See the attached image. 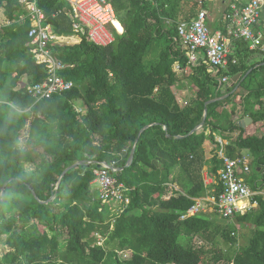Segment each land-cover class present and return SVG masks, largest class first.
<instances>
[{
	"label": "trees",
	"instance_id": "16d2710c",
	"mask_svg": "<svg viewBox=\"0 0 264 264\" xmlns=\"http://www.w3.org/2000/svg\"><path fill=\"white\" fill-rule=\"evenodd\" d=\"M110 1L117 13L113 43L99 46L80 35L76 44L48 45L67 66L58 74L74 87L36 102L26 86L43 82L47 69L26 46L31 19L20 0H0L11 22L0 28V196L9 182L0 201V244L7 248L0 264H264V195L256 194V206L244 215L217 220L212 208L187 216L196 199L221 192L215 134L236 128L223 124L231 97L207 105L205 125L190 134L207 102L221 96L206 63L189 66L175 40L178 23L196 18L205 5ZM37 7L56 34H77L65 1L38 0ZM232 43L239 56L249 50L242 39ZM231 63L225 74L247 69ZM253 74L242 83L246 88ZM183 81L193 91L184 106L173 91ZM208 144L215 148L210 160ZM244 149L255 167H264V138H237L225 155L235 160ZM102 163L113 164L119 171L112 175L129 188L130 204L119 215L93 189ZM205 166L212 185L205 182ZM250 187L258 191L254 182ZM238 224L249 230L237 248ZM124 252L129 256L123 259Z\"/></svg>",
	"mask_w": 264,
	"mask_h": 264
},
{
	"label": "built area",
	"instance_id": "2783aa9c",
	"mask_svg": "<svg viewBox=\"0 0 264 264\" xmlns=\"http://www.w3.org/2000/svg\"><path fill=\"white\" fill-rule=\"evenodd\" d=\"M38 0H20L31 19V29L28 33L29 42L26 46L36 61L46 65L47 78L33 85H27L26 91L36 102L49 99L56 94L69 91L74 83L65 80L58 72L67 66L54 57L48 45L76 44L71 43L73 37L58 35L49 27L42 25L44 14L37 7ZM68 5L67 13L75 20L76 37L85 35L88 41L99 46H108L114 41L111 28L117 24V13L110 0H63ZM264 16V0H251L243 6L232 5L227 12L229 34L232 38L242 39L249 44V48L264 56V36L255 32L254 28ZM6 19L0 22L2 26L10 25ZM175 40L182 47L189 66L200 62L206 63L208 72L218 80L219 90L226 86L230 79L227 75L218 76L221 71L228 70L230 59L229 39L221 32H212L207 24V11L201 10L191 21L180 22L177 25ZM236 63V61H233ZM175 64V67H179ZM81 111V110H80ZM223 160V167L219 171L218 181L221 192L212 197L196 199L189 209L187 216H193L204 211L210 204L222 218L228 219L235 214L244 215L256 206L252 198L256 195L252 189L238 176L237 170L242 167L249 171L250 166L245 158L230 159L219 152ZM119 170L113 164L102 163L101 168L95 170L94 183L98 185L99 197L103 204H108L112 212L117 215L123 213L130 204L129 188L118 183L112 173ZM186 216H182L185 219Z\"/></svg>",
	"mask_w": 264,
	"mask_h": 264
},
{
	"label": "crops",
	"instance_id": "0c3cea01",
	"mask_svg": "<svg viewBox=\"0 0 264 264\" xmlns=\"http://www.w3.org/2000/svg\"><path fill=\"white\" fill-rule=\"evenodd\" d=\"M203 5H205L203 10L207 11V24L212 30V32H221L229 39V59L232 61L238 62L243 67H247L246 70H239L236 73L225 74L221 72L222 76L227 75L230 79L229 83L224 86L221 90V96H224V99L231 98L234 101L226 107V111L230 114L229 120H224L223 124L228 125L229 122L234 123L236 128L229 129L225 132H218L215 134L216 141L221 144V149L223 154L227 147L231 146L237 138H264V119L257 120L258 114L264 113V56H262L258 51L251 50H241V56L237 55L236 48L234 46L232 36L229 34L230 26L229 22L226 19L227 12L230 10L232 5L243 6L250 2L251 0H195ZM6 21V17L3 12H0V22L3 23ZM44 22V21H43ZM42 22V25L45 26ZM51 30L53 28L50 25ZM255 32L262 34L264 36V16L260 19L258 24L254 28ZM226 32V34L224 33ZM65 36V35H64ZM73 37L71 43H79L80 38L76 35H71ZM249 45V44H248ZM179 65V64H177ZM175 70L182 74L179 67H175ZM229 70V68H228ZM229 72V71H228ZM253 74L252 80L247 83L249 88H246L242 83L247 79L249 74ZM240 74V78L236 83L233 84L231 79ZM25 81V80H24ZM179 84V83H178ZM246 85V83H245ZM191 94L189 89L185 86L175 85L173 91L177 96L178 102L180 105L184 106L190 100V97L193 95L191 85L189 84ZM225 92V95L222 92ZM182 94V96L179 95ZM219 97V98H220ZM223 100V99H222ZM235 111V115L232 116L231 112ZM258 115V116H257ZM246 120V121H245ZM214 145L208 144L206 147L207 150V159L210 160L212 157V152L214 150ZM245 158L249 163V171H244L242 167L238 168V176L243 179V181L250 187V184L258 185V191H253L255 194L264 195V167H256L255 172H252L253 167V156L250 150L244 149L240 152V158ZM210 166V165H209ZM209 166L204 167V176L206 184L212 185L216 181L208 175ZM173 185V186H172ZM170 188L175 191L180 190V186L177 184H171ZM180 188V189H179ZM251 188V187H250ZM172 194V190L169 192V196Z\"/></svg>",
	"mask_w": 264,
	"mask_h": 264
},
{
	"label": "rangeland",
	"instance_id": "374dc122",
	"mask_svg": "<svg viewBox=\"0 0 264 264\" xmlns=\"http://www.w3.org/2000/svg\"><path fill=\"white\" fill-rule=\"evenodd\" d=\"M115 26V25H114ZM154 57H155V53H151L150 55H148V57H147V59L148 60H152V59H154ZM181 75V74H180ZM176 85H181L182 87H186L187 89H189L190 90V87H189V84H188V82L187 81H183V82H181V83H179V84H176ZM188 93H190L191 94V90H190V92H188ZM183 94V93H182ZM182 94L180 95V93H179V95L180 96H182ZM27 167L28 168H32V166L31 165H27ZM253 169H252V172H255V166L253 165V167H252ZM98 188V185L97 184H94L93 185V189L94 190H96ZM181 188V187H180ZM179 188V189H180ZM182 190V189H181ZM205 208V210L206 211H208L209 212V210L210 211H212V206H210V205H207V208L206 207H204ZM212 213V212H211ZM214 215V217L217 219V220H220V219H222L220 216H218V215H215V214H213ZM237 228L239 229V233L237 232L236 233V237H237V242H236V245H235V247H239V246H244L245 244H246V240H245V238H244V235H247L248 234V228H246L245 229V231H244V227H243V225H241V224H238L237 225ZM243 231H244V233H243ZM238 234H239V236H238ZM248 240L249 239H247V243H248ZM196 243V245H200V244H202L201 243V241H196L195 242ZM221 246V248L223 249V250H226L227 249V247L224 245V244H221L220 245ZM7 248L4 246V245H2V244H0V255H1V253L3 252V251H5ZM129 256V253H127V252H124V253H121V257L124 259V258H126V257H128Z\"/></svg>",
	"mask_w": 264,
	"mask_h": 264
},
{
	"label": "water",
	"instance_id": "95a60500",
	"mask_svg": "<svg viewBox=\"0 0 264 264\" xmlns=\"http://www.w3.org/2000/svg\"><path fill=\"white\" fill-rule=\"evenodd\" d=\"M240 76H241L240 74L234 76V77L231 79V82H233V84L236 83V82L238 81V79L240 78ZM222 94L225 95V92L223 91ZM222 99H224V96H223V97H220V98H217V99H214V100H211V101H209V102H207L206 107H205V111H204V118H203V121H202L201 124H200L199 126H197V127H196V128L190 133V134H192V133H194V132L200 130V129L203 128V126L205 125V120H206V118H207V105H209L210 103H213V102H215V101L222 100ZM245 121H246V120H245ZM146 128H148V126L145 127L143 130H141L140 133H142ZM138 139H139V137L137 138V142H138ZM135 147H136V146L134 145L133 150H132V152H131V154H130V157H129V160H128V163H127L126 167L130 166V165L132 164V162H133V159H134V153H135ZM82 163H83V162H78V163H76V164H74V165L68 167V168L63 172V174L61 175V177L59 178L58 185H59V183H60L62 177L65 176V174H66L69 170L74 169L75 167L81 165ZM8 183H9V182H6V183L4 184V186H3V188H2L1 196H0V201H2L3 198H4L5 189H6V186H7ZM53 198H54V197H53Z\"/></svg>",
	"mask_w": 264,
	"mask_h": 264
},
{
	"label": "snow or ice",
	"instance_id": "6c2138e0",
	"mask_svg": "<svg viewBox=\"0 0 264 264\" xmlns=\"http://www.w3.org/2000/svg\"><path fill=\"white\" fill-rule=\"evenodd\" d=\"M117 27H119V26H117Z\"/></svg>",
	"mask_w": 264,
	"mask_h": 264
}]
</instances>
